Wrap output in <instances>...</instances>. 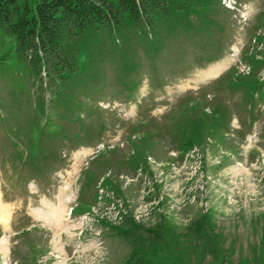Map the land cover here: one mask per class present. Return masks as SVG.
Masks as SVG:
<instances>
[{
    "label": "rangeland",
    "instance_id": "1",
    "mask_svg": "<svg viewBox=\"0 0 264 264\" xmlns=\"http://www.w3.org/2000/svg\"><path fill=\"white\" fill-rule=\"evenodd\" d=\"M202 1L64 82L0 24V264H264V0Z\"/></svg>",
    "mask_w": 264,
    "mask_h": 264
},
{
    "label": "trees",
    "instance_id": "2",
    "mask_svg": "<svg viewBox=\"0 0 264 264\" xmlns=\"http://www.w3.org/2000/svg\"><path fill=\"white\" fill-rule=\"evenodd\" d=\"M202 0H0V24L17 42V58L37 74L64 82L79 72L84 41L101 31L146 26L156 35L178 14L203 6Z\"/></svg>",
    "mask_w": 264,
    "mask_h": 264
},
{
    "label": "bare ground",
    "instance_id": "3",
    "mask_svg": "<svg viewBox=\"0 0 264 264\" xmlns=\"http://www.w3.org/2000/svg\"><path fill=\"white\" fill-rule=\"evenodd\" d=\"M54 213L57 214V211L54 212ZM0 221L3 222V223H8L6 210L4 209V207L2 206V203H1V193H0Z\"/></svg>",
    "mask_w": 264,
    "mask_h": 264
}]
</instances>
